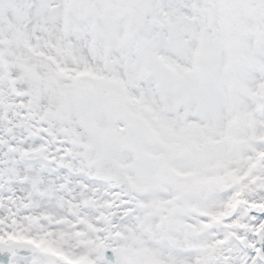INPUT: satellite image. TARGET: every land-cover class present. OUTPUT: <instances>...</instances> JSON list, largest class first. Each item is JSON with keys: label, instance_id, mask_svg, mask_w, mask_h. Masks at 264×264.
<instances>
[{"label": "snow or ice", "instance_id": "1", "mask_svg": "<svg viewBox=\"0 0 264 264\" xmlns=\"http://www.w3.org/2000/svg\"><path fill=\"white\" fill-rule=\"evenodd\" d=\"M0 264H264V0H0Z\"/></svg>", "mask_w": 264, "mask_h": 264}]
</instances>
